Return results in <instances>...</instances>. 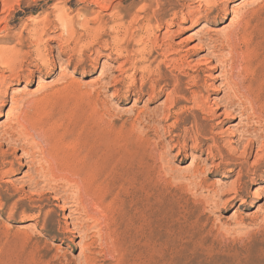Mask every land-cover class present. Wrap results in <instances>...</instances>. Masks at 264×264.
<instances>
[{"label": "rangeland", "instance_id": "rangeland-1", "mask_svg": "<svg viewBox=\"0 0 264 264\" xmlns=\"http://www.w3.org/2000/svg\"><path fill=\"white\" fill-rule=\"evenodd\" d=\"M145 1L148 2L117 0L116 9L123 13L133 9L136 12ZM163 1L189 3L191 0ZM222 2L224 9L230 6L232 10L227 19L213 24L189 20L169 28V32L167 28L159 32L162 40L173 43L179 55H187L192 73H196L193 70L198 65H204L207 49L200 48V38L205 33L216 38L233 29L246 9L255 10L253 33L264 30V0ZM55 4L65 7L70 16L78 19L79 29L85 16L89 19L100 11L112 13L111 9L103 10L84 0L0 2V39L9 40L0 42V46L20 49L23 67L17 75L7 71V78H0V95L9 100L0 114V131L21 110L31 117L45 118L44 121L56 117L58 125L51 133V141L76 169L83 167L82 162L92 156L94 149L99 154V204L91 219L79 213L71 214V209H65L61 201L53 198L51 186L43 192L26 187L28 165H21L10 174L3 173L9 166L3 167L0 169V264H138L144 249L140 245L148 244V247L151 241L148 248L154 246V251H146L151 264H264V179L251 184L249 198L224 203L236 175L223 177L209 173L211 160L191 146L179 154L176 142L169 135L171 128L166 127L169 123L163 119L167 94L151 100L148 93L139 97L133 90L127 91V72L120 70L125 58H118L110 51H102L104 54L100 55L102 49L95 45L94 51L88 53L87 63L91 67L77 66L74 57V63L69 64L71 53L60 47L67 43L68 36L64 34L61 39L59 26L47 29L41 42L33 41L30 31L34 20L51 14ZM192 5L191 9L197 13L199 4ZM38 46L55 64L50 71L41 70L36 57ZM215 64L213 61L208 67L213 77L219 75L215 80L218 86L224 83L223 73L220 74ZM30 72L31 76H26ZM246 74V80L254 81L253 88L264 101V47ZM110 76L125 80L111 87L114 83ZM140 80L138 73V85ZM223 118L226 120L222 122ZM239 120L223 115L216 119L215 130L226 142L236 139ZM16 155L20 159L21 151ZM254 159L255 154L250 161ZM197 166L201 167L200 175L188 173ZM133 181L147 192L135 193L138 199L144 197L139 209L145 212L132 209ZM211 184L216 189L217 185L223 186L226 191L218 204L208 195L207 186ZM69 191L72 196V190ZM142 212L147 217L144 220L137 218ZM214 239L217 241L211 244ZM137 248L142 251L139 253Z\"/></svg>", "mask_w": 264, "mask_h": 264}, {"label": "bare ground", "instance_id": "bare-ground-1", "mask_svg": "<svg viewBox=\"0 0 264 264\" xmlns=\"http://www.w3.org/2000/svg\"><path fill=\"white\" fill-rule=\"evenodd\" d=\"M84 1L90 5L100 6L103 10L111 9L112 13L103 14L100 11L89 19L85 16L79 29L78 19L70 16L65 7L55 4L51 14L44 19L34 20V28L30 31L33 41L41 42L47 29L59 26L62 30L61 39H64V34L68 36L67 43L60 47L65 53H71L69 64L73 62L74 57L78 60L77 66L91 67V64L87 63L90 58L88 53L94 51L95 45H99L102 49L100 55L104 54L102 51H110V54L118 58H125L123 68L120 66V70L127 72L126 79H129L127 91L133 90L139 97L148 93L151 100L167 94L163 119L167 124L169 123L166 125L167 128H171L168 134L172 135L171 140L176 142L175 146L178 147L179 154L186 152L191 146L194 151L206 154L207 159L211 160L209 173L222 174L223 177L236 175L224 203L249 198L248 189L251 184L264 179V101L258 97L253 88L254 81L246 80V72L251 70L260 49L264 47V30L253 33L252 29V15L255 10L243 11L234 28L220 36L217 35L216 38L209 32L201 36L200 48L207 49V53L203 58V67L198 65L193 70L196 73H192L187 55H179L173 43L162 40L159 32L162 28H167L169 32V28L187 23L189 20L195 23L206 20L207 23L213 24L220 19H227L232 10L230 6H224L226 7L224 9L222 0H191L189 3L148 0L143 5L140 4L142 6L136 9V12L132 10L135 14L131 10L126 13L117 10L118 3H115L117 0ZM140 1L144 2V0ZM194 3L200 6L197 13L192 10ZM115 9L116 11L113 12ZM8 41L0 39V42ZM36 53L43 68L41 70L50 71L54 68L55 64L39 46L36 48ZM175 54L177 55L174 57ZM20 57L21 50L17 47L0 46L1 79L7 78V71L11 75H17V72L23 70ZM213 61L217 62L215 68H220V74L223 73L222 85L216 86L215 80H218L219 75L213 77L211 68L208 67ZM138 73H141L139 85L138 80L136 81ZM31 74L30 72L26 76L30 77ZM110 79L111 83H114L110 85L111 87L125 80L118 79L117 76H110ZM115 89L121 91L120 88ZM220 92H223L221 96L213 97V94ZM14 100V97H11V101ZM8 101L0 95V107H2L0 114L4 113L2 110ZM220 109L223 110L219 111ZM223 115L240 119L234 135L236 139L226 142L215 130L218 124L216 119ZM55 118L50 117L44 121L45 118L31 117L27 111L21 110L14 119L7 122L0 131V169L9 166L3 173L10 174L18 170L21 165H28L26 187L32 190L40 189L43 192L51 186L54 191L52 197L58 202L61 201L65 209H71V214L79 213L91 219L95 216L100 199L99 154L94 149L92 156L82 162L83 167L76 169L65 154L59 153L51 141V133L58 125ZM225 120L223 118L222 122ZM189 123L191 125L186 127L185 125ZM5 145L7 149L4 150ZM18 151H21L20 159L16 158ZM254 154L255 159L250 161ZM87 169L88 173L85 172ZM188 173L194 176L200 175L201 167L188 170ZM43 182L44 185H41ZM133 182L134 190L130 193L133 198L132 209L141 212L142 209L140 210L139 207L143 206V202L140 205V200L144 197L138 199L135 193L140 191L145 195L147 192L139 187L138 182ZM217 186L218 189L211 184L207 186V191L209 197L218 204L220 198L222 200L226 195V191L223 186ZM70 189L73 191H71L72 196L68 193ZM144 214L142 212L139 214L141 217L137 218L140 220L147 218ZM216 241L212 240L211 244ZM151 244L152 241L150 246ZM147 245L139 246L140 249L144 247L145 251L137 248L139 253L143 252L138 264H151L147 255L150 246L148 248ZM153 247L151 248L154 251Z\"/></svg>", "mask_w": 264, "mask_h": 264}]
</instances>
